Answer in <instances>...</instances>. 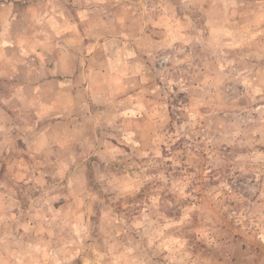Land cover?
Segmentation results:
<instances>
[{
  "label": "rangeland",
  "instance_id": "1",
  "mask_svg": "<svg viewBox=\"0 0 264 264\" xmlns=\"http://www.w3.org/2000/svg\"><path fill=\"white\" fill-rule=\"evenodd\" d=\"M0 264H264V0H0Z\"/></svg>",
  "mask_w": 264,
  "mask_h": 264
}]
</instances>
